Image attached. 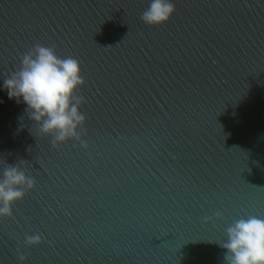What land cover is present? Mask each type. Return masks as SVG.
Wrapping results in <instances>:
<instances>
[{"label":"water","instance_id":"water-1","mask_svg":"<svg viewBox=\"0 0 264 264\" xmlns=\"http://www.w3.org/2000/svg\"><path fill=\"white\" fill-rule=\"evenodd\" d=\"M148 3L0 0V175L35 180L0 264H224L227 227L264 218V0H173L162 26ZM36 43L79 61L87 149L3 90Z\"/></svg>","mask_w":264,"mask_h":264},{"label":"clouds","instance_id":"clouds-1","mask_svg":"<svg viewBox=\"0 0 264 264\" xmlns=\"http://www.w3.org/2000/svg\"><path fill=\"white\" fill-rule=\"evenodd\" d=\"M175 13L173 0H149L141 20L149 26H162ZM79 61L62 58L54 47L36 43L22 55L20 67L3 79L10 100L25 105L24 112L54 148L68 141L88 148L83 139L86 116L80 111L85 98L77 94L84 85ZM24 161L3 168L0 175V218L13 215L12 205L35 188V180L24 170ZM216 219H221L219 212ZM211 217H204L207 223ZM226 240L219 243L224 264H264V218L240 217L227 227ZM29 246L41 243V236H27ZM21 261L25 258L20 256Z\"/></svg>","mask_w":264,"mask_h":264},{"label":"snow or ice","instance_id":"snow-or-ice-1","mask_svg":"<svg viewBox=\"0 0 264 264\" xmlns=\"http://www.w3.org/2000/svg\"><path fill=\"white\" fill-rule=\"evenodd\" d=\"M0 219H2V218H0Z\"/></svg>","mask_w":264,"mask_h":264}]
</instances>
